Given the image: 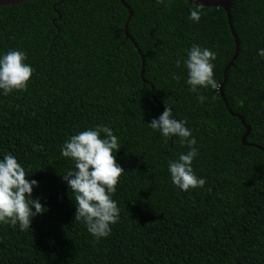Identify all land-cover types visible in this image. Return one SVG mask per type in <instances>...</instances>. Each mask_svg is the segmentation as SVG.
Segmentation results:
<instances>
[{
    "label": "trees",
    "instance_id": "trees-1",
    "mask_svg": "<svg viewBox=\"0 0 264 264\" xmlns=\"http://www.w3.org/2000/svg\"><path fill=\"white\" fill-rule=\"evenodd\" d=\"M123 1L146 83L120 0L0 6V52L23 50L34 69L25 90L0 96V154L14 155L26 179L38 181L32 196L47 208L23 232L0 225V264H264V58L256 54L264 48V0H231L239 48L222 88L227 106L219 86L234 40L224 9L200 6L194 23L187 16L196 5L186 0ZM192 44L216 53L218 87L200 90L203 103L184 82ZM165 102L192 129V168L203 188L180 191L170 181L167 161L187 148L146 124ZM227 107L249 126L244 142ZM96 124L118 137L114 158L124 170L112 195L119 220L101 239L74 220V193L61 179L72 162L60 145Z\"/></svg>",
    "mask_w": 264,
    "mask_h": 264
},
{
    "label": "clouds",
    "instance_id": "clouds-1",
    "mask_svg": "<svg viewBox=\"0 0 264 264\" xmlns=\"http://www.w3.org/2000/svg\"><path fill=\"white\" fill-rule=\"evenodd\" d=\"M156 4L167 7L166 0H155ZM187 19L199 22L202 10L196 0H186ZM256 54L264 58V48H258ZM216 53L207 47L192 44L185 50L182 58L186 70L185 84L190 92L196 93L197 103H203L206 97L201 89H217L213 78V61ZM23 50L8 49L0 52V96H7L14 91H23L27 87L33 67L26 62ZM181 60L176 61L179 67ZM173 79L178 77L173 74ZM169 103L158 118L147 124L153 132L168 140L177 137L187 151L167 161V171L173 187L180 191L190 188H203L205 178L197 176L192 168V161L198 154L197 141L192 136V129L186 127V121L173 115ZM118 137L106 124L86 127L70 135L60 145V155L69 158L72 166L68 167L61 179L74 193V220L82 223L87 232L95 239L105 238L111 233V225L119 220L120 209L112 199L117 182L124 170L115 161L114 154L120 148ZM33 151L40 146L34 144ZM29 175V174H28ZM25 169L11 153L0 154V225L17 226L23 232L30 228L31 218L47 210L40 199L32 196L33 188L38 186L35 179H26Z\"/></svg>",
    "mask_w": 264,
    "mask_h": 264
},
{
    "label": "water",
    "instance_id": "water-1",
    "mask_svg": "<svg viewBox=\"0 0 264 264\" xmlns=\"http://www.w3.org/2000/svg\"><path fill=\"white\" fill-rule=\"evenodd\" d=\"M24 1H27V0H0V6L17 4V3H20V2H24ZM120 2L122 3L123 6L126 7L127 14H128V16H127V18H126V20L124 22V25H123L124 34H125L126 38L130 39V41L132 42V44L136 48L138 54L140 55V59H141V68H140V73H139L140 74V79L142 80L143 83H146V80L143 77L144 57L141 54V52L139 51V49L137 48V45L134 42V40L131 39V37H130L128 31H127V26H128V22H129L130 15H131V10L128 8L127 4L123 0H120ZM190 2H192V0H190ZM196 2L200 4L199 6H204V7H218L219 6V7L223 8L224 11H225V14H226L229 30H230L231 35H232L233 40H234V51H233V54H232L230 60L228 61V63L226 64V66L223 69V81H222V83L219 86L220 97L222 98L224 104L227 106V102H226V100H225V98L223 96L222 88H223V85L225 83L227 70L232 66L235 58L237 57L238 48H239L238 38H237V36H236V34H235L234 30H233L231 16H230V3H231V0H196ZM151 89L153 90L152 86H151ZM152 96H153V94H152ZM227 110L230 112V114H232L234 116H237L240 119L242 125L244 126L245 132L241 136V141L244 142V139H245V137H246V135H247V133L249 131V126L245 123V121L243 120L242 116H240L239 114L233 113L228 107H227ZM261 150H262V148H261Z\"/></svg>",
    "mask_w": 264,
    "mask_h": 264
}]
</instances>
